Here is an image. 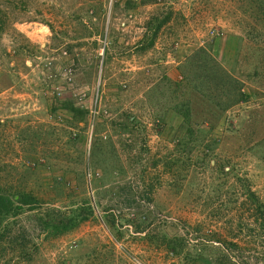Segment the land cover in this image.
Segmentation results:
<instances>
[{
    "label": "rangeland",
    "instance_id": "rangeland-1",
    "mask_svg": "<svg viewBox=\"0 0 264 264\" xmlns=\"http://www.w3.org/2000/svg\"><path fill=\"white\" fill-rule=\"evenodd\" d=\"M0 17V264H264V0H0ZM64 215L79 224L44 225Z\"/></svg>",
    "mask_w": 264,
    "mask_h": 264
},
{
    "label": "trees",
    "instance_id": "trees-1",
    "mask_svg": "<svg viewBox=\"0 0 264 264\" xmlns=\"http://www.w3.org/2000/svg\"><path fill=\"white\" fill-rule=\"evenodd\" d=\"M4 28V20L1 19L0 17V32L1 30ZM203 53H205V51H198L196 52V57H200L199 60H197V64L200 66V68L203 70L202 73V78L206 77V79L208 80L207 83H209L211 89L218 90L224 93L233 91V86L234 83L232 81V79L230 78V75L228 74V72H226L224 69H222V67L219 65V63L213 59L212 57H210L209 55H205V56H201ZM187 85V83H186ZM184 86V85H183ZM209 87V88H210ZM232 89V90H231ZM236 89V88H235ZM240 90L239 88H237V91H235V93H233V95L235 97H237L236 100L237 101L240 96ZM242 94V93H241ZM220 94L217 93L216 96H218ZM232 96H230L229 99H231ZM239 97V98H238ZM227 98V100H225L224 104L221 105L222 103H219L218 100V106H220L219 109H221L222 111L226 110V108H228V106H230V101H228L229 99ZM74 111H76L77 113L79 112V110L77 109H73ZM187 114V113H186ZM186 118H189V114L185 115ZM190 120V118H189ZM190 135L192 134V129L189 131ZM29 198H31L30 195L24 193L22 195L21 198L15 199L17 200V202H20L21 204H29L30 200H28ZM21 206V205H20ZM20 207L17 206V209H19ZM11 214H16V207L14 206V200L10 199L8 196H6L2 190L0 189V222L4 221L6 218H8ZM80 220H78L76 217L74 216H70L68 217V215H64L58 222H51V220L47 221L46 223H44L45 226L50 227L52 229H54L55 231L58 232H65L68 231L72 228H74L77 224H79ZM183 247V245L179 246L178 245H174L173 249H181Z\"/></svg>",
    "mask_w": 264,
    "mask_h": 264
}]
</instances>
